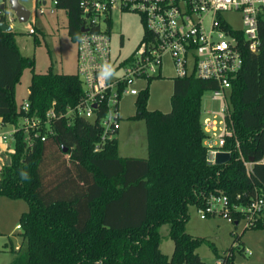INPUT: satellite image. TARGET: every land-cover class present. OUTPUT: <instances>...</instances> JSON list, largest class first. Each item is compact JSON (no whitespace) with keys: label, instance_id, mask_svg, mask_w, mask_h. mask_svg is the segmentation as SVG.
I'll return each instance as SVG.
<instances>
[{"label":"trees","instance_id":"16d2710c","mask_svg":"<svg viewBox=\"0 0 264 264\" xmlns=\"http://www.w3.org/2000/svg\"><path fill=\"white\" fill-rule=\"evenodd\" d=\"M62 1L76 41L83 24L80 2ZM259 25L262 44L257 51L244 48V64L229 90L232 135L223 149L231 157L224 164L208 160L202 111L203 94L219 84L195 75L172 77L168 112L148 108L149 85L137 95L133 118L146 124L147 156L121 155L118 136L101 142L100 125L80 115L72 121L53 119V132L44 125L45 139L36 137L33 145L19 128L14 152L0 171V195L23 198L29 209L19 224L23 244L9 264H207L197 251L202 243L227 264L236 251L247 255L238 210H232V245L222 254L207 237L188 232L187 223L190 206H205L212 193L227 194L233 205L264 199V15ZM15 37L0 21L1 122L20 127L26 116L46 119L52 107L66 111L78 103L85 94L79 74L52 70L33 73L29 110L17 103L16 85L35 60L21 53ZM245 160L252 162L251 171ZM21 171L29 178L22 179ZM167 223L174 242L171 255L161 249V227ZM250 227H264V208L244 229Z\"/></svg>","mask_w":264,"mask_h":264},{"label":"built area","instance_id":"2783aa9c","mask_svg":"<svg viewBox=\"0 0 264 264\" xmlns=\"http://www.w3.org/2000/svg\"><path fill=\"white\" fill-rule=\"evenodd\" d=\"M12 0H0L1 24H8L13 31L12 21L18 18L12 8ZM20 1V0H19ZM35 14L46 11L56 12L62 9L68 15L69 9L62 6V0H33ZM78 8L83 24L76 40L78 74L82 80L85 94L75 105L66 111L52 107L47 118L24 117L20 127L12 124L8 133L14 140L15 132L23 128L26 140L33 145L34 138L41 136L40 128L47 125L53 132L51 121L63 117L80 115L86 120L100 125L101 142L117 137L120 130L119 101L125 94L138 95L134 83L140 78H152L162 72L163 55L169 53L173 58L177 75L180 77L195 75L201 79L216 80L218 89L213 90V98L220 100L219 110L205 116L203 125L208 134V160L216 163V154L223 149L225 138L232 135L227 121L228 102L226 91L230 90L232 79L240 72L243 64V50L247 46L252 51L260 47L259 22L264 15V0H79ZM20 3H22L20 1ZM23 4V3H22ZM4 5V8H2ZM30 10L25 4H23ZM13 12V15L7 12ZM133 11L141 15L144 34L140 44L133 52L121 58L120 51L113 52L112 35L115 12ZM241 14L244 26L236 27L229 13ZM20 21V20H19ZM30 22L25 33L36 34V19ZM83 28H85L83 30ZM114 69V74L105 73ZM96 105V106H95ZM29 110L27 100L23 104ZM0 124L4 125L1 120ZM7 140V134H3ZM45 139V135L41 136ZM96 147L99 149L100 143ZM8 146L0 151V171L10 157ZM14 152V151H13ZM248 171L251 161L245 160ZM233 208L243 215L241 222L245 226L255 224L263 212L264 199L256 197L248 205H233L227 194L212 193L206 205L197 208L201 218L224 216L234 222ZM20 227V225L18 226ZM247 254H252L246 248ZM217 264H227L217 259Z\"/></svg>","mask_w":264,"mask_h":264},{"label":"rangeland","instance_id":"374dc122","mask_svg":"<svg viewBox=\"0 0 264 264\" xmlns=\"http://www.w3.org/2000/svg\"><path fill=\"white\" fill-rule=\"evenodd\" d=\"M32 11V19H36V34L25 33L30 22L12 21L15 32V42L24 56L34 58L33 68L26 67L16 85L17 103L26 102L29 97V85L33 73H46L52 70L54 73L74 74L78 72L77 43L71 37L68 30L69 18L62 9L56 12L46 11L44 14H35L33 0H20ZM8 14L13 12L8 11ZM232 24L236 27L244 26L241 14L229 13ZM112 35L113 52L120 51L121 58L126 57L140 44L144 34V26L141 15L133 11L115 12ZM123 39V42L121 40ZM177 70L169 53L163 55L161 77L140 78L134 85L143 89L149 85L147 106L150 109H160L168 112L171 110V95L173 92V76ZM213 90H207L202 96L203 116L212 115L211 112L219 110L220 100L214 99ZM229 103V90L226 91ZM137 95L125 94L119 101V153L123 156H147V129L144 120L135 119ZM13 129L12 125L0 124V151L8 153L14 151V140L8 133ZM7 134V140L4 135ZM29 209V203L23 198H11L0 195V264H9L17 255V248L23 244V228L21 224L23 212ZM235 222H230L224 216H211L201 218L195 206H190V219L187 223V231L201 237H207L215 246L219 254L224 253L232 245V230ZM245 228V222H240L238 231L241 232L242 241L252 254L244 255L238 251L234 254L231 264H264V227ZM169 225L161 227L164 239L161 244L163 252L171 255L174 248L173 239L169 236ZM25 244V242H24ZM198 253L207 264H217V256L213 247L202 243Z\"/></svg>","mask_w":264,"mask_h":264},{"label":"water","instance_id":"95a60500","mask_svg":"<svg viewBox=\"0 0 264 264\" xmlns=\"http://www.w3.org/2000/svg\"><path fill=\"white\" fill-rule=\"evenodd\" d=\"M12 8L16 11L18 18H20V21H26L29 19L30 16V10H28L22 3H20L19 0H12ZM2 8H4V5H2ZM1 27L4 31H12V28L8 24H1ZM85 28H83L84 30ZM96 106V105H95ZM67 149H65L66 151ZM231 157V154L229 151H219L216 154V163L218 164H224L227 162Z\"/></svg>","mask_w":264,"mask_h":264},{"label":"clouds","instance_id":"9594fccd","mask_svg":"<svg viewBox=\"0 0 264 264\" xmlns=\"http://www.w3.org/2000/svg\"><path fill=\"white\" fill-rule=\"evenodd\" d=\"M114 74V69H110L107 73H105L106 76H111ZM22 179H28V173L25 171H21L20 173Z\"/></svg>","mask_w":264,"mask_h":264},{"label":"flooded vegetation","instance_id":"af4514ba","mask_svg":"<svg viewBox=\"0 0 264 264\" xmlns=\"http://www.w3.org/2000/svg\"><path fill=\"white\" fill-rule=\"evenodd\" d=\"M121 42H123V39L121 40Z\"/></svg>","mask_w":264,"mask_h":264},{"label":"crops","instance_id":"0c3cea01","mask_svg":"<svg viewBox=\"0 0 264 264\" xmlns=\"http://www.w3.org/2000/svg\"><path fill=\"white\" fill-rule=\"evenodd\" d=\"M19 226V225H18Z\"/></svg>","mask_w":264,"mask_h":264}]
</instances>
